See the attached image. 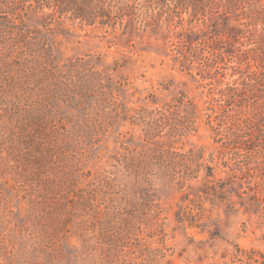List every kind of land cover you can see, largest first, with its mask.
Wrapping results in <instances>:
<instances>
[{
    "label": "rangeland",
    "instance_id": "obj_1",
    "mask_svg": "<svg viewBox=\"0 0 264 264\" xmlns=\"http://www.w3.org/2000/svg\"><path fill=\"white\" fill-rule=\"evenodd\" d=\"M39 1L0 0V264H264V0Z\"/></svg>",
    "mask_w": 264,
    "mask_h": 264
},
{
    "label": "trees",
    "instance_id": "obj_2",
    "mask_svg": "<svg viewBox=\"0 0 264 264\" xmlns=\"http://www.w3.org/2000/svg\"><path fill=\"white\" fill-rule=\"evenodd\" d=\"M39 2L40 9H44L45 7L51 9H57V12L63 16L71 14L74 19L80 20L82 22H86L88 24H93L96 22L97 18L100 19V23L102 25L115 26L119 21H122L123 17L128 16L125 13V9L118 7L117 5H113L112 0H41ZM193 11L195 13H201L204 15L205 5L203 3L193 4ZM150 134V132H149ZM152 135V133H151ZM155 137V136H154ZM179 157V154L172 153ZM185 158V156H181ZM182 158V162L184 159ZM185 168V173L191 171V167H187L181 163H173L167 164L166 168L171 169L175 174H178L176 169ZM208 170H212L208 168ZM199 171H191L190 175L185 174V180L197 179L198 176L193 177L192 174H197ZM209 177L213 175L211 173L208 174Z\"/></svg>",
    "mask_w": 264,
    "mask_h": 264
}]
</instances>
